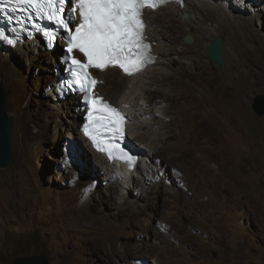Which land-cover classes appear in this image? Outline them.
<instances>
[{"label": "rangeland", "instance_id": "obj_1", "mask_svg": "<svg viewBox=\"0 0 264 264\" xmlns=\"http://www.w3.org/2000/svg\"><path fill=\"white\" fill-rule=\"evenodd\" d=\"M259 14L264 21V8ZM254 24L259 26L258 21ZM25 46L24 55L9 58L0 71L11 145V160L0 169V264L40 254L48 257V264H264V117L251 110L253 98L264 96V71L256 60L250 62L253 68H247L239 57L236 66L223 56L225 67L207 59L206 63L226 74L224 83L218 81L204 92L209 99L201 100L207 104L195 97L186 101L173 96L172 102L156 105L170 111L167 116L155 113L162 118L159 121L179 118L187 124L180 143L186 156L175 161L159 136L139 143L151 152L159 149L156 156L169 165L160 167L157 178L165 173L167 178L180 174L182 179L184 188L168 194L167 199L175 202L165 210L156 192L147 199L135 198L139 190L131 182L127 183L132 188L126 189L128 196L114 193L109 185H123L124 179L112 175L106 181L94 156L85 154L86 147L83 155L72 149L69 120L71 112L76 113L75 101L71 109L64 105L61 112L51 106L58 58L50 52L35 56ZM255 46L257 41H252L250 47ZM258 46L264 48L259 40ZM228 49L225 46L224 53ZM176 60L170 53L165 59L174 79ZM150 75L151 71L141 80L147 81ZM108 84L111 90L118 88L114 81ZM151 89L165 93L161 88ZM140 110L149 111L146 106ZM138 121L132 120L133 130ZM203 126L220 128L222 138L206 136ZM175 128L169 123L163 131L168 136L177 132ZM134 131L135 136L141 132ZM131 147L140 150L136 144ZM153 163L149 165L156 170ZM167 181L157 184L178 188Z\"/></svg>", "mask_w": 264, "mask_h": 264}, {"label": "bare ground", "instance_id": "obj_2", "mask_svg": "<svg viewBox=\"0 0 264 264\" xmlns=\"http://www.w3.org/2000/svg\"><path fill=\"white\" fill-rule=\"evenodd\" d=\"M246 3L248 5H246ZM246 6H249V9L251 10H247L248 8H246ZM263 8L264 0H247L245 3H232L228 0L171 1L167 5L145 14V41H147L150 45L151 55L153 54L154 58L152 62L147 63L141 71L130 77L122 73L120 74L115 68H106L102 72L96 73V77L99 81L95 91L98 95H102L105 100H109L112 104L124 103L130 105V109H134L133 113L129 108L126 111L129 118L126 140L129 145L134 146L136 144L137 148H140V150L138 149V160L131 169H128L129 172H126V168H116L115 171L113 170L114 172L110 173V167L114 168L113 164L104 159L102 155L93 153L85 145L84 140L78 132V127L81 125V113L71 112V120H69V123L74 134L72 137L71 134L69 135L74 140V148L72 147V149L76 151L78 155H83L84 153L82 152H84L86 147L87 151L85 150V154L87 153L88 155L91 154L94 156L95 164L104 172L103 177L106 181L109 182L112 175L115 178L118 177L120 180L124 179L123 185H109L114 193L120 192L123 196L126 197V194L128 196L129 194L126 193V189H129L130 192L132 191V188H129L127 183L131 182L133 189L136 188L139 190L136 192L137 195H135V198L147 199L149 195L156 192L163 200V208L165 210L172 209L175 200H168L167 196L168 194L174 195L176 192H179L184 188V185L180 183L182 182V179H179L180 174H178L179 177H176L177 175H173L175 176L173 178L165 177V173L162 175L159 174V177H162L161 180L165 181V179H167L169 181H167V183H171L178 188L175 189V187H168L167 184H164V186L162 184L158 185L157 183H161V180H158V182L157 179L159 177L157 178L155 175L161 171L160 167H168L169 165L162 164L161 159L156 156V154L160 153L159 149L156 152H151L149 150L142 149L143 146L139 145V143H144L142 140L148 141L149 136H159L157 139L165 144V149L174 154L172 159L175 161V159H180L186 156V152L181 150L180 143L187 124L185 125V122H182V119L179 118H177L176 122L175 120H169L168 123L159 121V119L162 118H157V116H159L157 113L167 116L170 111L167 107L157 109L156 105H161L163 102H172L173 96H176L178 99L184 98L186 101H194L195 97L199 99V103L203 105L207 104L201 100L204 99L206 101L209 99V94L204 96V92L210 90V85L217 83L218 81L224 83L222 79L225 80L226 77V74L223 73V71H218L216 66L210 64L209 62L206 63L208 59L206 58L208 46L212 40L218 36L223 37L222 52L223 56H227V60L229 62H232V64L237 66L239 62H236V58L239 57L247 68H253L250 62L256 60L257 67L264 71V48L260 49L258 46V40L264 46V30L262 31V29H264V21L260 14L258 16V10ZM184 13L187 14L186 18L183 16ZM162 16H164V18ZM255 21H258L259 26L254 24ZM238 23L243 26V28H239L235 25ZM154 24L157 25L156 27H158V29L155 27L153 28ZM179 29H181V31H179ZM191 29H194L195 32ZM222 32L225 37L221 35ZM188 34L193 38L192 43L189 42L183 44L182 42ZM252 41H257V46L250 47V43ZM56 43L58 44V41ZM24 45L27 46H25V48H27L26 50L34 53L35 56L46 54V51L42 52L44 49L36 39L17 42L12 47H8L0 43V71L1 69H4V65L8 62L9 58L24 55ZM225 46H229V49L224 53ZM60 47L56 46L53 49L52 54L54 56H56L54 51L57 49L60 50ZM258 49L260 50L259 53ZM60 52H63V50ZM168 53L178 58V60H176L173 64L174 66L177 65V67L175 66L177 74L176 79H174L172 73H168L167 70L168 67L166 66L165 59ZM64 55L65 53L63 52L62 57H64ZM53 58L55 59V57ZM51 59L52 58L46 57L48 62H51ZM254 69L259 71L258 68ZM150 71L151 75L150 77H147V81H142L141 78L144 74H147L148 76ZM218 72H220L219 74H221V77L217 76ZM206 73L209 76H207ZM108 81L116 82L118 84V88L111 90ZM149 84L153 87L161 88L165 91V93H162L159 90L157 91V89H151L153 87H150ZM166 87H169L171 94ZM193 88L197 89L196 92ZM212 98L215 99V97ZM75 99V95H70L64 100H58L55 96V89L51 90V106L54 109L57 108L59 111L63 109L64 105H66V108L71 109V105L74 103ZM158 99L162 100V103L156 102ZM144 106L149 109L148 113L140 110V108ZM155 113L157 116H155ZM146 117H151L150 122L146 120ZM234 118L235 117H233V119ZM132 120H139L137 124L134 125L135 129L137 128L138 131L142 132L136 133V136L134 133L135 129L133 130L131 128ZM169 123H171V126L173 125L174 128L176 127L175 130H177V132L174 131L172 134L166 136L163 129H165ZM213 127L216 128L215 126ZM214 128H206L203 126L202 131L206 133V136L208 134L211 139H221L222 135L218 131L220 128L218 127L219 129L217 130ZM158 129L161 130L163 134L161 131L157 132ZM149 162H154L153 164L157 165L160 169L157 168L156 170H153V168L149 165ZM171 168L175 167L173 166ZM153 171H156L157 173H154ZM146 174H151V178H149V175L147 178ZM148 181L150 182L148 183ZM145 202H147V200Z\"/></svg>", "mask_w": 264, "mask_h": 264}, {"label": "snow or ice", "instance_id": "obj_3", "mask_svg": "<svg viewBox=\"0 0 264 264\" xmlns=\"http://www.w3.org/2000/svg\"><path fill=\"white\" fill-rule=\"evenodd\" d=\"M168 0H0V6H12L15 11L25 7L38 15H43L50 23L67 35L65 62L70 64L68 71L72 76L67 84L86 96L92 91L97 81L91 76L90 69L104 70L109 65L119 66L132 75L153 61L150 45L145 42V8L155 10ZM67 4L70 14L64 7ZM2 10V7H0ZM79 14V23H75L74 14ZM0 39H7L0 32ZM12 43V41H8ZM82 59L76 58V53ZM89 104L95 111H90L93 125H100L111 130L112 135L123 132L124 117L104 98L92 92ZM86 128L88 125L85 126ZM85 135L97 146V141L88 131ZM98 150H104L98 147ZM129 167L136 162L135 157L120 150ZM113 158L112 152H108Z\"/></svg>", "mask_w": 264, "mask_h": 264}, {"label": "water", "instance_id": "obj_4", "mask_svg": "<svg viewBox=\"0 0 264 264\" xmlns=\"http://www.w3.org/2000/svg\"><path fill=\"white\" fill-rule=\"evenodd\" d=\"M183 16L186 18L187 14ZM191 35L185 36L184 42H192ZM223 39L215 37L208 46L207 58L219 67H225V61L222 55ZM7 95L0 84V169L6 168L11 160V145L9 137L10 119L7 114L6 105ZM251 110L257 117H264V96H255L251 103ZM49 260L46 255L19 256L12 264H48Z\"/></svg>", "mask_w": 264, "mask_h": 264}, {"label": "clouds", "instance_id": "obj_5", "mask_svg": "<svg viewBox=\"0 0 264 264\" xmlns=\"http://www.w3.org/2000/svg\"><path fill=\"white\" fill-rule=\"evenodd\" d=\"M172 0H170V1H168L165 5H167L168 3H170ZM228 1H230V2H232V3H241V2H246L247 0H228ZM164 5V6H165ZM163 7V6H162ZM148 12H150V11H147L146 12V14L148 13ZM145 20V19H144ZM41 44V43H40ZM44 49V48H43ZM45 51V50H44ZM50 53H52V52H50ZM98 85V84H97ZM96 88H97V86H96ZM96 90V89H95ZM95 94L97 95V96H101L102 98H104L102 95H98V93L95 91ZM105 100V99H104ZM75 101V100H74ZM109 104H111V105H113V106H121L122 108H123V111H125V114L128 116V114L126 113V111H127V109L129 108V106L128 105H126V104H124V103H115V104H112L109 100H106ZM75 104H76V101H75ZM76 106H77V104H76ZM124 106V107H123ZM76 109V108H75ZM75 112H76V110H75ZM83 116V115H82ZM82 116L80 117V122H81V124H82ZM128 121H129V118H128ZM80 126L81 125H79V127H78V132H79V134H80V136L82 137V139L84 140V142H85V145L93 152V153H95V154H100V153H97V152H95L94 150H92V148L89 146V144H88V142L85 140V138L81 135V131H80ZM128 131V130H127ZM127 131H126V137H127ZM125 141L127 142V140H126V138H125ZM128 143V142H127ZM131 146H133V145H131ZM127 151H128V154L129 155H134V157H135V160L137 161L138 160V155H139V152H138V150L136 149V148H134V147H132L131 149H127ZM100 155H102V154H100ZM103 156V155H102ZM104 157V156H103ZM104 159H106L105 157H104ZM109 163H112L113 164V166H114V168H126L127 170H126V172H129L128 171V169H131L132 168V166L131 167H129L128 166V164L127 163H125V161H121V160H118V159H114V160H109V159H106ZM110 168H112V167H110Z\"/></svg>", "mask_w": 264, "mask_h": 264}, {"label": "trees", "instance_id": "obj_6", "mask_svg": "<svg viewBox=\"0 0 264 264\" xmlns=\"http://www.w3.org/2000/svg\"><path fill=\"white\" fill-rule=\"evenodd\" d=\"M54 53H58V50H55Z\"/></svg>", "mask_w": 264, "mask_h": 264}]
</instances>
